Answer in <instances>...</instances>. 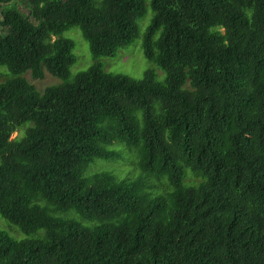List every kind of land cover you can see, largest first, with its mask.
I'll return each mask as SVG.
<instances>
[{
  "label": "trees",
  "instance_id": "trees-1",
  "mask_svg": "<svg viewBox=\"0 0 264 264\" xmlns=\"http://www.w3.org/2000/svg\"><path fill=\"white\" fill-rule=\"evenodd\" d=\"M12 1L0 0L14 75L0 83V214L46 235L0 231V264H264V0H151L143 48L164 83L101 63L70 79L62 33L79 26L95 57L114 55L147 0H28L27 14L3 9ZM44 68L65 81L39 91L20 76ZM117 142L140 174H87Z\"/></svg>",
  "mask_w": 264,
  "mask_h": 264
},
{
  "label": "rangeland",
  "instance_id": "rangeland-1",
  "mask_svg": "<svg viewBox=\"0 0 264 264\" xmlns=\"http://www.w3.org/2000/svg\"><path fill=\"white\" fill-rule=\"evenodd\" d=\"M147 4V11L145 15L139 19L138 22L140 28L139 36L136 37L127 46L119 48L114 55H102L99 57H95L92 52L90 42L84 37L83 32L79 26H72L66 29L62 33V36L73 41V53L75 55V61L70 68V79L74 78L77 73L89 69L95 63H101L103 69L106 72L125 74L137 79L143 78L148 70H152L154 74L153 79L158 83H164L167 77V72L156 62L150 60L145 55L143 48L145 31L147 26L151 23L154 13L151 7V0H147ZM15 6L25 14L29 13L28 0H13L11 3L4 5L3 9ZM1 21H3L2 11H0V33L5 34L7 32V27L3 26L1 24ZM44 69L45 76L43 78L34 79L30 71H26L20 74V76L29 80V82L34 84L39 91H43L47 86L59 85L65 81L64 78L55 76L51 74L46 68ZM13 77L14 75L6 65H0V83ZM30 125H32V123L28 122L23 125V128L25 129ZM18 133V131L14 132L13 137H15ZM110 148L117 149V157L108 160L100 159V161H98L95 165L94 163H92L86 169L87 174L93 173L90 171L95 172L96 170L101 171L103 169L111 170L121 179L136 177L140 174L141 171L137 165V158L126 145L117 142ZM151 182L149 181V183L152 185ZM162 192H164V190H162ZM51 214L55 216L81 220L80 215L74 211H51ZM0 231L7 232L12 238L16 240L43 238L46 235L45 229H38L37 231L32 233H25L17 225L13 224L11 221L5 218L2 214H0Z\"/></svg>",
  "mask_w": 264,
  "mask_h": 264
}]
</instances>
